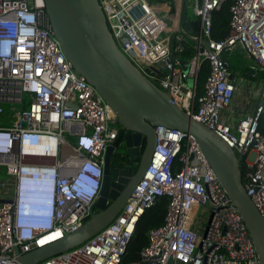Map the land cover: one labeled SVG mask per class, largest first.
<instances>
[{
	"label": "built area",
	"instance_id": "obj_1",
	"mask_svg": "<svg viewBox=\"0 0 264 264\" xmlns=\"http://www.w3.org/2000/svg\"><path fill=\"white\" fill-rule=\"evenodd\" d=\"M99 2L117 45L140 71L235 149L246 191L264 217V96L235 125L223 116L238 89L226 52L242 49L264 72V0H192L199 34L181 22L186 0ZM223 5L229 32L217 40L213 13ZM183 42L195 51L185 59L188 71L174 55ZM204 62L209 71L198 94ZM117 123L66 57L45 0H0V264H16L15 247L26 253L43 246L45 237L79 229L96 211ZM156 133L148 171L116 219L40 264H120L140 217L161 197L168 199L164 223L149 230L134 264H260L245 221L197 140L164 126Z\"/></svg>",
	"mask_w": 264,
	"mask_h": 264
},
{
	"label": "water",
	"instance_id": "obj_2",
	"mask_svg": "<svg viewBox=\"0 0 264 264\" xmlns=\"http://www.w3.org/2000/svg\"><path fill=\"white\" fill-rule=\"evenodd\" d=\"M45 4L66 57L114 111L119 133L105 153L96 211L79 229L43 246L26 253L15 247L16 264H40L85 244L112 223L148 171L158 126L187 132L197 140L245 221L259 262L264 264V217L246 191L235 149L219 132L175 103L169 90L151 81L128 58L108 27L99 0H45ZM181 22L186 31L199 34V19L191 22L189 15H183ZM188 66L182 61L185 71Z\"/></svg>",
	"mask_w": 264,
	"mask_h": 264
},
{
	"label": "trees",
	"instance_id": "obj_3",
	"mask_svg": "<svg viewBox=\"0 0 264 264\" xmlns=\"http://www.w3.org/2000/svg\"><path fill=\"white\" fill-rule=\"evenodd\" d=\"M230 19L231 15L228 5H223L221 9L214 11L212 36L215 39H223L228 34ZM175 46L176 43L174 44V47ZM194 53L195 51L192 44L188 42H183L175 51V54L183 59L192 57ZM229 54L230 52H226L225 55H227L228 57ZM228 65L230 69L234 67V65L232 64V60ZM208 71V63L204 62L197 78L198 94H201L203 92V86L206 81ZM259 129L264 134V110L260 118ZM167 204L168 199L166 197H161L154 206L147 209L145 213L140 217L139 221L136 224L135 233L120 264H134L140 261V252L148 243L149 230L164 223Z\"/></svg>",
	"mask_w": 264,
	"mask_h": 264
},
{
	"label": "crops",
	"instance_id": "obj_4",
	"mask_svg": "<svg viewBox=\"0 0 264 264\" xmlns=\"http://www.w3.org/2000/svg\"><path fill=\"white\" fill-rule=\"evenodd\" d=\"M171 6L173 8L172 4ZM183 15H189L191 22L195 20V16L191 13L190 9L186 8V4L182 9ZM174 55L177 59L185 61L180 56ZM227 58L228 64L232 60V64L234 65L231 70L238 89L232 105L223 111V116L227 122L235 125L241 118L251 114L255 110L260 97L264 96V72L254 67L257 66L254 60L242 49L237 48L230 52ZM250 61L252 63L249 64L248 62ZM260 73H263V76H260Z\"/></svg>",
	"mask_w": 264,
	"mask_h": 264
},
{
	"label": "rangeland",
	"instance_id": "obj_5",
	"mask_svg": "<svg viewBox=\"0 0 264 264\" xmlns=\"http://www.w3.org/2000/svg\"><path fill=\"white\" fill-rule=\"evenodd\" d=\"M186 8H188V9L191 10V8H192V0H186ZM163 37H164V33H160V34L157 36L158 39H162ZM248 63L250 64V63H252V61H250V62H248ZM254 67H256V69L259 70V68H258L257 66H254ZM259 75H260V76H263L262 73H260ZM188 84H189V86L192 87V86H193V80H189V81H188ZM116 127H119V124H118V123L116 124ZM199 213H200V214H199V217L205 216V217L208 218V214H207V213L204 214V215H203L202 212H200V211H199Z\"/></svg>",
	"mask_w": 264,
	"mask_h": 264
},
{
	"label": "bare ground",
	"instance_id": "obj_6",
	"mask_svg": "<svg viewBox=\"0 0 264 264\" xmlns=\"http://www.w3.org/2000/svg\"><path fill=\"white\" fill-rule=\"evenodd\" d=\"M59 236H61L60 233H57V232H56V233H53V234H51V235L45 237V238L42 240L41 243L51 241V240H53V239H55V238H57V237H59Z\"/></svg>",
	"mask_w": 264,
	"mask_h": 264
}]
</instances>
